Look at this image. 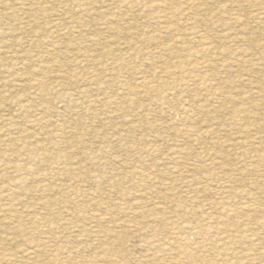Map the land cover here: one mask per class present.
Returning <instances> with one entry per match:
<instances>
[{
	"label": "rangeland",
	"instance_id": "obj_1",
	"mask_svg": "<svg viewBox=\"0 0 264 264\" xmlns=\"http://www.w3.org/2000/svg\"><path fill=\"white\" fill-rule=\"evenodd\" d=\"M0 264H264V0H0Z\"/></svg>",
	"mask_w": 264,
	"mask_h": 264
},
{
	"label": "bare ground",
	"instance_id": "obj_2",
	"mask_svg": "<svg viewBox=\"0 0 264 264\" xmlns=\"http://www.w3.org/2000/svg\"><path fill=\"white\" fill-rule=\"evenodd\" d=\"M237 19V18H236Z\"/></svg>",
	"mask_w": 264,
	"mask_h": 264
}]
</instances>
